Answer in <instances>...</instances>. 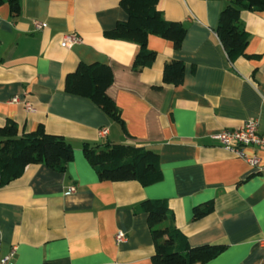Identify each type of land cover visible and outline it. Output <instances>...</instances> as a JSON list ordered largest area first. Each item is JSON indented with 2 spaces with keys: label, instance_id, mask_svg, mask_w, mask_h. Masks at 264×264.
<instances>
[{
  "label": "crops",
  "instance_id": "obj_1",
  "mask_svg": "<svg viewBox=\"0 0 264 264\" xmlns=\"http://www.w3.org/2000/svg\"><path fill=\"white\" fill-rule=\"evenodd\" d=\"M20 5L18 16L9 2L0 5V126L15 120L23 134L43 124L73 145L74 158L65 172L31 164L0 188V258L14 251L9 264H154L147 214L135 207L147 198H167L191 246L227 245L205 264H264V173L212 138L252 118L264 133V11L242 12L246 55L231 61L216 32L223 0H160L163 16L187 27L185 39L176 49L151 34L155 62L136 70L139 45L105 34L128 18L120 0ZM35 21L46 26L37 29ZM70 32L82 42L64 48ZM174 60L185 63L179 85L163 81ZM81 62L112 68L107 91L124 128L92 99L65 90L67 74ZM14 96L20 101L12 102ZM86 142L157 148L164 178L149 186L102 181L84 154ZM245 151L264 164V148ZM208 200L214 211L194 220V207Z\"/></svg>",
  "mask_w": 264,
  "mask_h": 264
},
{
  "label": "trees",
  "instance_id": "obj_2",
  "mask_svg": "<svg viewBox=\"0 0 264 264\" xmlns=\"http://www.w3.org/2000/svg\"><path fill=\"white\" fill-rule=\"evenodd\" d=\"M160 0H120L128 18L119 20L115 27L105 32L112 39L134 41L139 45L133 68L151 67L157 53L148 46L149 36L158 35L173 41L179 49L185 39L187 27L180 21L166 19L158 8ZM216 32L231 61L246 55L248 32L241 19L245 10L264 11V0H223ZM9 2L13 16L21 10L20 0ZM185 75V63L174 60L163 70V81L179 85ZM113 82V70L104 62H81L76 70L67 74L65 90L71 94L88 97L124 128L120 108L108 94ZM83 151L100 180H137L149 186L163 180L160 152L157 148L136 146L130 143L91 145L86 142ZM74 158L73 145L62 135L47 132L43 124L31 132L21 134L15 120L0 126V188L20 177L27 166L44 164L58 172H65ZM215 209L214 200L194 207V220L201 219ZM135 212L146 213L154 240V264H205L222 254L223 243L191 246L188 236L177 226L175 213L167 198H147L135 207Z\"/></svg>",
  "mask_w": 264,
  "mask_h": 264
},
{
  "label": "built area",
  "instance_id": "obj_3",
  "mask_svg": "<svg viewBox=\"0 0 264 264\" xmlns=\"http://www.w3.org/2000/svg\"><path fill=\"white\" fill-rule=\"evenodd\" d=\"M46 26V23L41 21H35V27L37 29H42ZM82 42V37L76 32H70L64 35L61 46L64 48H71L75 44ZM12 102H19L20 99L14 96L11 100ZM25 108L29 112L35 111V107L29 102H23ZM108 130L105 128L102 130L103 134H106ZM213 139L218 141L220 146L233 152L238 157L249 162L253 168L257 171L264 173V164L257 155H248L245 149L249 146H256L264 148V133L260 131L259 121L256 119H248L243 125L237 129H223L215 133L212 136ZM76 186H71L69 191H75ZM117 241H122L125 238L123 232H119L116 236ZM14 256V251L0 258V264H9L11 258Z\"/></svg>",
  "mask_w": 264,
  "mask_h": 264
}]
</instances>
